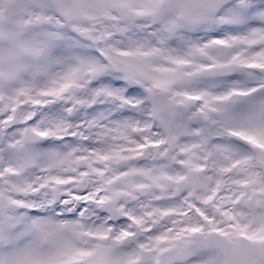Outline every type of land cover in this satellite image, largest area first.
I'll return each instance as SVG.
<instances>
[{"label":"snow or ice","instance_id":"snow-or-ice-1","mask_svg":"<svg viewBox=\"0 0 264 264\" xmlns=\"http://www.w3.org/2000/svg\"><path fill=\"white\" fill-rule=\"evenodd\" d=\"M0 264H264V0H0Z\"/></svg>","mask_w":264,"mask_h":264}]
</instances>
